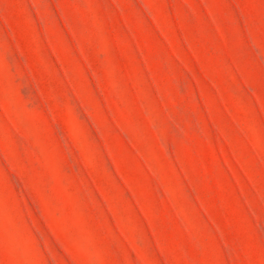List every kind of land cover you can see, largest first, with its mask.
<instances>
[{
    "label": "rangeland",
    "instance_id": "obj_1",
    "mask_svg": "<svg viewBox=\"0 0 264 264\" xmlns=\"http://www.w3.org/2000/svg\"><path fill=\"white\" fill-rule=\"evenodd\" d=\"M0 264H264V0H0Z\"/></svg>",
    "mask_w": 264,
    "mask_h": 264
}]
</instances>
